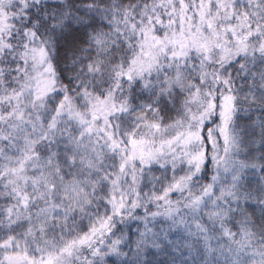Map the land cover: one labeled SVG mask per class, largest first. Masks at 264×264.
Segmentation results:
<instances>
[{
  "label": "snow or ice",
  "instance_id": "6c2138e0",
  "mask_svg": "<svg viewBox=\"0 0 264 264\" xmlns=\"http://www.w3.org/2000/svg\"><path fill=\"white\" fill-rule=\"evenodd\" d=\"M0 264H264V0H0Z\"/></svg>",
  "mask_w": 264,
  "mask_h": 264
}]
</instances>
